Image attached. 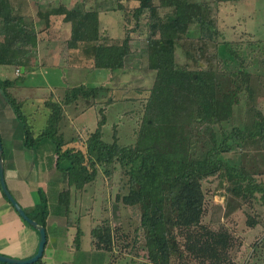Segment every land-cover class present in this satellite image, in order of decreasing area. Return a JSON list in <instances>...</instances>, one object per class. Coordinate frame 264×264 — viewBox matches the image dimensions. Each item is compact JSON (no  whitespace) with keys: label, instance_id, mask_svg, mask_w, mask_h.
<instances>
[{"label":"trees","instance_id":"trees-1","mask_svg":"<svg viewBox=\"0 0 264 264\" xmlns=\"http://www.w3.org/2000/svg\"><path fill=\"white\" fill-rule=\"evenodd\" d=\"M114 1L119 6L115 10L119 11L124 10L123 1L138 3L133 10L136 23H131L127 16L124 35L118 39L101 33L97 11L68 10L61 6L44 15L40 13V19L45 21V29L57 26V23L53 25L55 21H59L61 27L69 26V34L63 41L68 49L86 47L92 52L95 69L115 72L125 68L128 46L135 39L133 35L142 27V17L149 13L145 42L148 68L156 72V79L147 100L146 122L136 144L121 146L116 135L112 142L105 141L102 130L107 123L104 108L99 109L103 119L97 122L96 130L88 133L85 140L83 137L66 139L64 107H72L76 112L81 108L83 111L97 108L101 105L97 101L108 95L109 88L84 85L68 89L61 91L62 100L55 102L51 95L45 103L50 111L47 125L37 138L21 118L22 104L7 92L14 82L0 81V90L26 127V147L36 150L44 139L54 144L57 167L67 173L69 188L83 191L86 186L93 185L99 178V166L106 168L105 176L109 178L113 176L107 170L109 167L119 165L126 170L129 192L120 199L124 206L140 209V230L145 236L144 249L148 259L144 264H173L185 259L201 264H229L228 250L232 237L228 230L221 227L215 231L202 224L205 203L202 183L211 177H222L221 172L224 171L226 180L231 184L227 188V195H230L228 207L231 198L240 203L256 200L264 206V183L257 180L258 175L263 174L250 172L243 166L241 158L232 160L224 156L242 152L249 143L257 144L259 150L264 148V115L242 103L244 98L249 100L253 95L250 88L252 74L246 71L233 74L208 67L198 73L177 64V45L188 35L190 26L200 28L199 40L208 45L216 42V22L209 16L206 3L160 0L159 6H156L154 0ZM160 8H172L173 12L159 17L156 12ZM13 11L8 0H0V18L4 22L0 34L8 39L6 45H2L7 49H11L25 34L20 29L23 23L21 15L18 13L12 17ZM53 17L54 20L51 19ZM229 52L232 53L230 48ZM0 56H4V51L0 50ZM8 62L0 59V64ZM262 64L264 67V60ZM195 75L197 78H194ZM251 111L256 113L247 127V116ZM236 114H240L238 119ZM239 119L241 125L237 126ZM225 124L231 127L228 133L222 128ZM41 196V204L35 208V217L27 215L38 225L47 227L50 208L42 192ZM62 198L69 199L70 192L62 194L60 200ZM62 205L61 201L60 207ZM65 210L68 215L69 205ZM250 221L249 226L256 225L254 220ZM117 232L122 234V227H113L106 217L102 219L91 231L93 250L106 252L114 261L120 246L123 251L133 249L124 232L125 239L121 245L120 238L116 239ZM82 235L79 229L75 238L77 250L80 249ZM179 237L184 241L181 242ZM35 264H41V260Z\"/></svg>","mask_w":264,"mask_h":264},{"label":"rangeland","instance_id":"rangeland-1","mask_svg":"<svg viewBox=\"0 0 264 264\" xmlns=\"http://www.w3.org/2000/svg\"><path fill=\"white\" fill-rule=\"evenodd\" d=\"M8 1L14 8L12 17L21 13L24 17H30L29 25L36 21L41 29L45 28V21L40 19V13L44 15L52 8L64 6L68 10L97 11L101 23V33L115 39L123 37L127 16L131 23H136L133 17V10L138 7L136 2L123 1L124 10H115L119 6L114 0ZM190 1L207 4L209 16L214 18L216 22L218 36L215 37L216 42L208 45L203 40L198 39L201 32L200 28L194 25L190 26L188 35L184 36L183 40L177 45V64L180 67L186 66L189 70L198 73L207 67L215 71H226L233 74L238 71L249 72L252 74L250 88L253 91V95L249 100L246 97L247 102H245L246 98H244L242 103H247L249 109L258 110L264 115V67L262 64L264 60V0L240 2H219L218 0ZM154 2L156 6H159L160 0H154ZM172 12V8H160L156 13L159 17H165ZM22 13L25 14L23 15ZM0 19V23L3 24V19ZM51 19L54 20L55 17ZM148 21L149 13H146L141 20V29L133 35L135 39L128 46L124 69L115 72L95 69L92 52L85 49L86 47H81L71 50L73 53L71 57L75 55L74 62L70 63L69 61L67 63L65 62L67 59L62 61L60 57V59H56L61 62H59V65L43 68L45 73L32 79L39 84V89H36L38 94L43 91V88L51 90L56 95H59L61 91L64 92L65 90L84 85L90 88H109L110 92L108 95L104 99L97 101L101 102V105L97 108H91L86 111L79 108L78 112L73 111L72 107L68 109L70 115L67 116L64 122L66 139L83 137L85 140L88 133L96 130L97 122L103 119V115L99 114V109L104 108L107 123L102 130L105 141L112 142L113 136L116 135L121 146L134 145L138 142L141 130L146 122L147 100L150 97V92L156 79V72L148 68V54L145 42L149 30ZM54 23V26L56 23L57 26L59 25L58 21ZM63 44L65 43L63 42ZM65 46L67 47L66 44ZM229 48L232 53L229 52ZM83 55L88 58L85 59ZM72 65L77 66L74 68L71 67ZM195 76L197 78V75ZM50 83H52L54 89L47 87ZM110 99L111 101L109 102ZM60 100H62L61 97L59 98ZM29 105L30 109H32L33 106ZM30 109L25 105L24 113L21 108L20 114L25 126L28 129L40 127L43 120L39 119V122L35 123L37 116L35 117L34 113H30ZM255 113L251 111L247 116V127L250 126ZM239 116L240 114H236L235 118L238 119ZM16 120L20 129L26 134L24 123L18 117ZM237 124V126L241 125V119L237 121ZM222 128L227 133L231 130L228 124L222 125ZM246 144L245 146H248L242 152L224 154V156L226 159L232 160L241 158L243 166L250 172L263 174L256 177L258 182L264 183V148L261 147L259 150L257 144ZM107 170L112 172V178L106 177V168L99 166V178L96 182L89 186L88 191L85 193H77L78 208L72 210L70 218L73 222L80 219L81 227L85 232L82 238L83 251L91 250V229L100 224L105 217L110 220L113 227H122L133 249L129 248L123 251L121 246L118 245L120 250L115 252L117 253V259L114 261L111 256L102 251H95V257L92 258L83 254L82 261L89 264H144L148 259L147 251L144 249L146 244L145 236L143 231L140 230V209L139 207L124 206L120 199L129 192L128 179L125 177L126 170L119 165L109 167ZM221 173L223 174L222 177H211L202 183L205 196L202 224L209 226L215 231L221 227L228 230L232 237V243L228 250L229 264H264V206L256 200L240 203L236 199L231 198V203L228 207L227 199L230 195H227V188H230L231 184L226 180L224 171ZM116 198L118 201H116ZM82 199L83 201L80 204ZM105 207L107 209L104 210ZM232 210L234 212H231ZM250 220H254L256 225L249 226ZM75 230L73 227L70 229L69 240L71 241L76 232ZM123 232L122 234L116 233V239L120 238L121 245H123L125 239ZM180 241H184V238L181 237ZM118 254L120 257H118ZM178 263L201 264L199 261H190L189 259H185V261L178 260L173 264Z\"/></svg>","mask_w":264,"mask_h":264},{"label":"crops","instance_id":"crops-1","mask_svg":"<svg viewBox=\"0 0 264 264\" xmlns=\"http://www.w3.org/2000/svg\"><path fill=\"white\" fill-rule=\"evenodd\" d=\"M22 17L24 16H20V20L23 21L20 29L24 30L26 35L22 34V38L11 49L3 48L2 45H6L8 39L0 34V50L4 51V56H0V59L2 62L9 61L6 64H0V81L14 82V85L8 87L7 92L14 100L22 104L24 113L25 105L29 109V104L33 106L29 111L34 113L35 117L37 116L35 123L39 122V119L43 120L40 127H31L34 138H37L43 133L50 114L45 103L49 101L51 95L54 96V102L59 101L62 96L61 93L55 96L51 90L44 88L39 94L36 93L39 84L32 79L38 77L37 75L42 76L45 73L43 68L59 65L61 62L56 59L61 57L62 61L67 59L65 62L71 63L75 55L71 57L72 51L63 44L64 37L70 31L69 26L58 25L41 29L37 25L38 22L33 21V24L29 25L30 17L23 19ZM3 24L0 23V33L4 27ZM83 57L88 58L84 55ZM75 66L77 65L71 67L75 68ZM47 87L54 89L52 83ZM68 109L69 107L65 108L66 118L70 115ZM16 119L13 108L0 90V135L7 188L23 210L32 217H35V208L41 204V192L46 197L50 208L47 227H45L47 244L41 264H89L82 261V256L85 254L91 258L95 257V250L91 246V232V250L88 248L90 251H83L82 238L85 232L81 227L80 219L73 222L70 218L72 210L78 208L77 193H85L89 186H86L83 191H76L74 187L69 188L67 173L57 167L54 144L44 139L36 150L27 148L26 134L20 129ZM67 192H70V198L60 200V196ZM61 201L63 207H60ZM82 201L83 199L80 204ZM67 205L70 207L68 215L65 214ZM72 227L76 229V232L71 241L69 232ZM79 229L83 235L80 240V249L77 250L75 238ZM39 243V232L21 218L6 197L0 181V255L17 260H29L37 254ZM0 264L6 263L0 262Z\"/></svg>","mask_w":264,"mask_h":264},{"label":"water","instance_id":"water-1","mask_svg":"<svg viewBox=\"0 0 264 264\" xmlns=\"http://www.w3.org/2000/svg\"><path fill=\"white\" fill-rule=\"evenodd\" d=\"M196 76H194L195 78ZM0 181H1V186L2 189L8 198V200L11 202L15 210L19 213L21 218L26 221L30 226L35 228L39 234H40V243H39V248L37 254L29 259V260H17V259H12L8 258L5 256L0 255V262L1 263H6V264H35L39 260L43 258L46 244H47V232L46 228L43 226L38 225V223L34 220H32L27 213L23 210V208L19 205V203L15 200V198L12 196V194L9 192L5 178H4V161H3V144L1 140V135H0Z\"/></svg>","mask_w":264,"mask_h":264}]
</instances>
